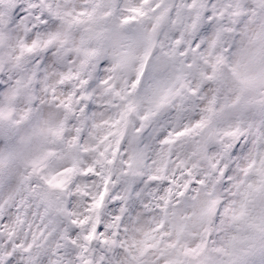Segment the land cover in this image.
<instances>
[{"label":"snow or ice","instance_id":"snow-or-ice-1","mask_svg":"<svg viewBox=\"0 0 264 264\" xmlns=\"http://www.w3.org/2000/svg\"><path fill=\"white\" fill-rule=\"evenodd\" d=\"M0 264H264V0H0Z\"/></svg>","mask_w":264,"mask_h":264}]
</instances>
